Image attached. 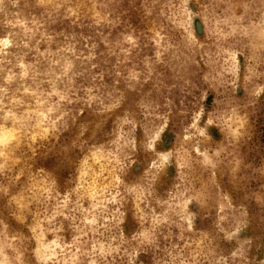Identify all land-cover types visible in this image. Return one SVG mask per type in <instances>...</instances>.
<instances>
[{
    "label": "rangeland",
    "instance_id": "obj_1",
    "mask_svg": "<svg viewBox=\"0 0 264 264\" xmlns=\"http://www.w3.org/2000/svg\"><path fill=\"white\" fill-rule=\"evenodd\" d=\"M0 264H264V0H0Z\"/></svg>",
    "mask_w": 264,
    "mask_h": 264
}]
</instances>
